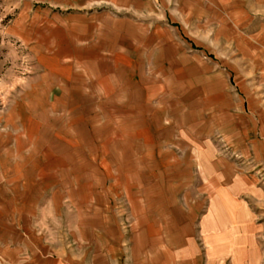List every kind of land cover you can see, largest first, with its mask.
I'll return each instance as SVG.
<instances>
[{"label":"rangeland","instance_id":"rangeland-1","mask_svg":"<svg viewBox=\"0 0 264 264\" xmlns=\"http://www.w3.org/2000/svg\"><path fill=\"white\" fill-rule=\"evenodd\" d=\"M264 0H0V264H261Z\"/></svg>","mask_w":264,"mask_h":264},{"label":"crops","instance_id":"crops-1","mask_svg":"<svg viewBox=\"0 0 264 264\" xmlns=\"http://www.w3.org/2000/svg\"><path fill=\"white\" fill-rule=\"evenodd\" d=\"M261 264H264V261H261Z\"/></svg>","mask_w":264,"mask_h":264}]
</instances>
